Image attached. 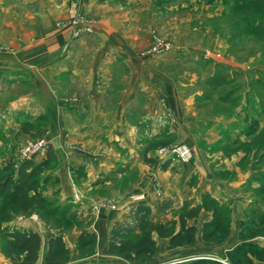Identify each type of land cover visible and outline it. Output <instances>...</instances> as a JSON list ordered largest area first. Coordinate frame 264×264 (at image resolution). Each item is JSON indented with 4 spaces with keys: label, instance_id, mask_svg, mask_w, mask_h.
Listing matches in <instances>:
<instances>
[{
    "label": "crops",
    "instance_id": "1",
    "mask_svg": "<svg viewBox=\"0 0 264 264\" xmlns=\"http://www.w3.org/2000/svg\"><path fill=\"white\" fill-rule=\"evenodd\" d=\"M25 1L0 0V82L22 86L30 82V86L9 92L1 85L0 93H22L10 103L22 126L39 121L47 111L48 145L57 156L54 167L45 171L47 191L57 193L60 201L77 203L79 222L98 236L93 249L80 252L74 245L82 228L72 236L64 235L70 251L66 264H130L131 260L106 251L111 229L121 216L144 204L151 207L155 219L177 220L179 230L181 205L202 204L205 194L227 208L229 232L219 231L215 239L205 240L203 227L213 218V209L201 208L196 218L189 219L196 226L193 244L171 248L169 237L155 233L156 252L142 260L146 264L222 261L239 249L243 259L252 261L248 264H264V165L258 169L242 154L211 160L212 155L199 153L191 125L195 120L192 93H179L166 74L127 42L130 29L124 31L113 19L107 25L99 20L92 24V32L75 37L70 27L57 28L52 20H46L48 27L41 25L40 13L26 9ZM52 2L66 4L67 0ZM42 14L54 17L49 9ZM18 16L33 20L18 26L11 20ZM22 33L30 40L24 45L23 38L16 36ZM40 33L48 36L35 38ZM67 76L75 82L69 89L59 85ZM57 93L69 97H56ZM205 140L204 145L213 142ZM163 145L190 146L193 157L187 162L159 161L157 149ZM152 158L157 162L147 161ZM72 167L84 168L78 185ZM105 199H113L114 206L99 210L98 203ZM165 200L170 201L167 209ZM30 218L10 222V231H37L42 246L36 264H44L49 240L59 232L39 216ZM5 260L0 255V261Z\"/></svg>",
    "mask_w": 264,
    "mask_h": 264
},
{
    "label": "rangeland",
    "instance_id": "2",
    "mask_svg": "<svg viewBox=\"0 0 264 264\" xmlns=\"http://www.w3.org/2000/svg\"><path fill=\"white\" fill-rule=\"evenodd\" d=\"M61 4H53L52 0L24 2L26 9L40 13L38 21L41 25L48 27L46 20H52L57 28L70 27L75 37L82 32H92V24L99 20V23L107 25L113 19L124 31L130 29L126 34L127 42L140 51L146 61H152L158 71L166 74L179 93H192L195 120L191 125L199 140V153L203 151L212 155L211 160L218 156L231 158L242 154V159L248 164L254 163L258 169L262 168L264 17L261 16L264 14L256 12L251 0H67L66 4ZM45 9H49L54 17H43ZM11 20L20 26L33 19L18 16ZM34 20V24L37 23V19ZM16 36L23 38L22 45L30 42L27 34ZM46 36V33L35 34L37 39ZM71 79L62 77L59 85H68L69 89L70 85H75ZM24 85L30 86V82ZM0 86L9 92L27 88L2 82ZM20 94L0 93V167L10 162L18 167L26 159L39 161L48 150L47 111L44 110L41 119L33 120L25 130V123L23 126L19 124L15 112L10 111L14 95ZM61 96L69 97L68 93L56 94V97ZM216 137H220L216 140L218 142L214 141ZM222 138L232 143H223ZM205 139H213V142L204 145ZM233 142L238 143L234 145ZM181 146L192 150L191 155L182 161L191 160L193 148ZM52 167L54 164L46 169ZM44 175L41 177L45 181ZM73 181L78 185L79 180ZM47 189V184H43V193L56 199L57 204L63 207L66 204L72 215L61 220L55 215L33 210L27 214L18 213L10 221L0 220V255L6 259L0 264H13L1 250L5 244L3 232L10 231V222L39 216L54 232L64 231V235L70 236L87 226L79 222L77 203H71L69 199L60 201L57 193H50ZM75 199L79 200V195ZM97 206L99 210L113 207L114 201L105 199ZM68 245H71V240H68ZM74 248L80 251L78 244ZM145 262L141 259L130 264ZM222 262L233 264L230 258L222 259Z\"/></svg>",
    "mask_w": 264,
    "mask_h": 264
},
{
    "label": "trees",
    "instance_id": "3",
    "mask_svg": "<svg viewBox=\"0 0 264 264\" xmlns=\"http://www.w3.org/2000/svg\"><path fill=\"white\" fill-rule=\"evenodd\" d=\"M256 12L264 14V0H251ZM262 18L264 17L261 16ZM262 20H260L261 22ZM31 122L25 123V130L31 126ZM156 163V159H147ZM168 161V160H167ZM165 161V162H167ZM57 156L48 145L46 159L35 161L26 159L15 167L11 162L0 167V220L10 221L18 213H31L33 210L45 214L55 215L61 220L68 219L72 210L68 206L57 204L56 199L49 198L43 193L42 187L45 181L41 175L46 168L56 164ZM162 164L163 168L167 163ZM74 180L78 181L84 174L83 167H72ZM170 201L165 200V209L169 208ZM201 208L213 209V218L203 227L205 240H213L219 231L225 234L229 232L230 218L227 208L221 205L215 198L204 195L202 204L190 205L184 203L179 209V230H176L177 220L155 219L152 209L148 205H137L129 212L121 216L113 225L106 251L122 256L125 259L136 261L153 256L156 252L157 242L154 234L161 237H169V247L193 244L196 240V226L189 224V219L196 218ZM76 213L73 214L75 216ZM64 231L59 232L49 240L48 253L44 264H66L70 260V251L64 240ZM5 244L1 250L13 264H36L39 259V251L42 246L41 235L33 229H16L4 231ZM97 234L87 228H82L78 236L77 244L80 252L91 250L97 244ZM239 249L229 253L233 264H248L250 260L243 259ZM185 264V263H171ZM193 264H225L219 260L198 259Z\"/></svg>",
    "mask_w": 264,
    "mask_h": 264
},
{
    "label": "built area",
    "instance_id": "4",
    "mask_svg": "<svg viewBox=\"0 0 264 264\" xmlns=\"http://www.w3.org/2000/svg\"><path fill=\"white\" fill-rule=\"evenodd\" d=\"M191 149L181 145L160 146L157 149V157L159 161L167 160H185L191 155Z\"/></svg>",
    "mask_w": 264,
    "mask_h": 264
}]
</instances>
